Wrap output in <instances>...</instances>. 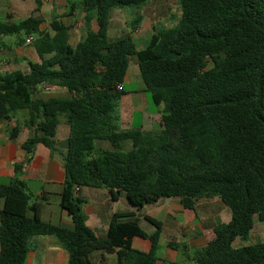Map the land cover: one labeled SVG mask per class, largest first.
I'll return each instance as SVG.
<instances>
[{
  "label": "trees",
  "instance_id": "obj_1",
  "mask_svg": "<svg viewBox=\"0 0 264 264\" xmlns=\"http://www.w3.org/2000/svg\"><path fill=\"white\" fill-rule=\"evenodd\" d=\"M151 0H82L87 33L75 48L70 26L56 17L51 37L40 31L41 0L20 22H0L2 36L36 35L41 62L29 72L0 75V122L27 110L25 127L34 134L23 144L28 156L38 145L54 150L60 118L69 126L64 155L61 207L72 225H52L31 204L16 176L0 183V264H25L32 240L54 236L68 252V264H91L94 251L115 253L118 264H156L162 224L147 217V234L134 212L114 214L106 238L98 239L86 222L76 187L106 188L117 200L126 193L135 209L161 198H179L194 209L201 198L218 197L230 209L229 223L215 227V238L188 256L193 264H264V241L247 243L255 218L264 222V0H179L181 16L171 28H154L138 51L132 36L108 38L110 11L134 8V33L140 12ZM96 20L98 31L91 30ZM133 57L145 92L164 105V129L145 132L120 128L123 84ZM68 90L67 97L43 98L40 87ZM20 126L10 131L16 139ZM100 142L110 148H102ZM131 143L129 150L125 144ZM33 212L30 215V212ZM135 237L148 239V253L135 250ZM173 249L186 245L170 243Z\"/></svg>",
  "mask_w": 264,
  "mask_h": 264
},
{
  "label": "crops",
  "instance_id": "obj_2",
  "mask_svg": "<svg viewBox=\"0 0 264 264\" xmlns=\"http://www.w3.org/2000/svg\"><path fill=\"white\" fill-rule=\"evenodd\" d=\"M41 1L39 16L43 19V23L40 25V31L53 37L55 32L50 24L58 17L65 25L70 26L69 44L75 48L87 33L84 23L85 13L81 3L77 5L65 0ZM146 6L141 10L142 23L134 33L129 32V24L135 11L128 14L126 8L112 9L108 38L110 39L113 32L123 30L122 34L126 35L125 37L132 36L137 50H143L154 33V27L147 24ZM36 7V0H0V22H20L28 18ZM91 30L98 31L95 19L91 22ZM36 38V35L27 37L23 34L0 38V75L18 71L28 73L29 63L41 62L33 46ZM123 86L125 96L120 103V128H136L154 133L162 131L164 129V105L156 106L146 95V86L136 57H133L130 62ZM129 86H135L136 90L127 91ZM49 87L50 91H45L43 87H40L38 96L59 98L69 95L64 87ZM28 116L20 121L14 114L10 120L0 122V183L14 178L16 176L14 166L22 164L23 168L17 177L25 183L27 192L31 196L30 203L40 205L41 219L52 225L70 226L72 219L61 207V194L65 181L63 159L67 152L69 126L65 117H61L55 138V149L38 145L34 154L28 156L22 149V144L34 134V129H29L24 125ZM16 126H20L19 136L11 139L10 131ZM98 146L110 148L107 143L103 142H100ZM130 148L131 143L127 142L125 149ZM76 193L83 200L82 211L86 216L87 225L94 230L100 240L106 238L108 226L114 214L134 212L140 227L149 235L156 229L146 218L151 217L159 221L162 224V232L156 264H193L188 261V256L205 248L215 238L216 226L229 223L231 220L230 209L218 197L198 199L194 209L185 208L179 198H161L154 204L135 209L126 193H121L117 200L106 188L82 187ZM32 214L31 211L30 215ZM256 221H258L257 218H255L254 228ZM252 235H256L257 238L263 237L264 228H259L258 234H255L253 229L250 237ZM170 243L186 245L187 250L173 249ZM245 245L247 244L240 239L234 242L236 248ZM32 246L25 264H68L69 254L56 237L37 236L33 238ZM132 247L148 253L151 249V242L148 239L135 237L132 240ZM90 261L91 264H118L119 262L115 253L105 251L92 252Z\"/></svg>",
  "mask_w": 264,
  "mask_h": 264
},
{
  "label": "rangeland",
  "instance_id": "obj_3",
  "mask_svg": "<svg viewBox=\"0 0 264 264\" xmlns=\"http://www.w3.org/2000/svg\"><path fill=\"white\" fill-rule=\"evenodd\" d=\"M65 1L77 5H79L82 2V0H65ZM145 6H146L147 24L149 23L150 25H152L154 28L157 29L171 28L175 26L181 16V8L179 5V0H151L146 2ZM145 6H143L142 9ZM70 7L68 9H70ZM134 11H135L134 8H126V12L128 14ZM122 31L120 30L118 32H113L111 34L112 36L110 37V39L125 38L126 35L122 34L123 33ZM129 32H131L130 28H129ZM135 90H136L135 86H129L127 89V91H135ZM146 95L148 96L149 100L152 102L151 96L148 93H146ZM15 114L17 115L20 121H23V119H25V117L28 116V111L19 110ZM259 228H264V222L256 221V226L254 228L255 234H258ZM254 236L252 235V237L249 238V241L246 244H254L264 241V235L263 237L261 236L260 238H257L256 235Z\"/></svg>",
  "mask_w": 264,
  "mask_h": 264
},
{
  "label": "built area",
  "instance_id": "obj_4",
  "mask_svg": "<svg viewBox=\"0 0 264 264\" xmlns=\"http://www.w3.org/2000/svg\"><path fill=\"white\" fill-rule=\"evenodd\" d=\"M43 88H44L45 91H50V89H51L49 86H43ZM118 90H120V91L124 90L123 84H120L118 86ZM78 190H79V187H76L75 192H77Z\"/></svg>",
  "mask_w": 264,
  "mask_h": 264
}]
</instances>
